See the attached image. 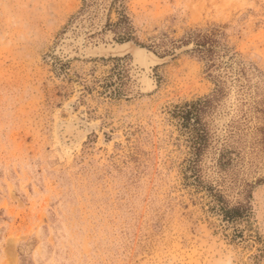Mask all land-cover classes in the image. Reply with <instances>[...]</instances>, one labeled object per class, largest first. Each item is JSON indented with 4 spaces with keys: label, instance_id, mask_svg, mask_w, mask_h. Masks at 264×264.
<instances>
[{
    "label": "rangeland",
    "instance_id": "obj_1",
    "mask_svg": "<svg viewBox=\"0 0 264 264\" xmlns=\"http://www.w3.org/2000/svg\"><path fill=\"white\" fill-rule=\"evenodd\" d=\"M0 264H264V0H0Z\"/></svg>",
    "mask_w": 264,
    "mask_h": 264
},
{
    "label": "bare ground",
    "instance_id": "obj_2",
    "mask_svg": "<svg viewBox=\"0 0 264 264\" xmlns=\"http://www.w3.org/2000/svg\"><path fill=\"white\" fill-rule=\"evenodd\" d=\"M87 52H88V51H87ZM87 52H86V53H87Z\"/></svg>",
    "mask_w": 264,
    "mask_h": 264
}]
</instances>
